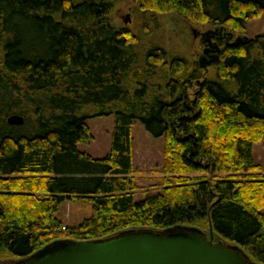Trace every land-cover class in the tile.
Segmentation results:
<instances>
[{
  "label": "trees",
  "instance_id": "16d2710c",
  "mask_svg": "<svg viewBox=\"0 0 264 264\" xmlns=\"http://www.w3.org/2000/svg\"><path fill=\"white\" fill-rule=\"evenodd\" d=\"M125 0H0V260L60 241H96L135 229L214 231L264 264V42L223 43L206 70L196 56L115 27ZM142 14H176L229 40L264 14V0H130ZM12 115L24 117L10 126ZM113 116L109 154L79 150L86 121ZM164 138L162 192L139 191L133 127ZM92 216L66 227L62 205Z\"/></svg>",
  "mask_w": 264,
  "mask_h": 264
},
{
  "label": "rangeland",
  "instance_id": "374dc122",
  "mask_svg": "<svg viewBox=\"0 0 264 264\" xmlns=\"http://www.w3.org/2000/svg\"><path fill=\"white\" fill-rule=\"evenodd\" d=\"M110 19L115 27L127 28L140 39V55L143 56L149 48L157 45L173 55L196 56L199 65L202 59L210 62L211 57L204 53L209 46H205L207 43L204 44L201 41V36L195 37L194 30L199 35L219 32L209 26L191 23L176 14L153 18L151 14L140 13L130 0H125L117 5L110 15ZM245 37L259 43L264 42V14L249 22L244 32H236L229 42L235 43L238 39L243 40ZM86 123L91 129L94 139L90 144L79 145V150L97 159L105 158L111 149L114 117L92 118ZM133 137L135 166L138 171L136 177L139 179L136 201H142L149 194L157 195L162 192V176L157 174V171L162 167L164 160V138L153 137L140 122L134 124ZM253 156L256 163L264 166V139L260 144L254 146ZM92 213L93 205L91 203L85 200H71L62 205L58 217L68 227L81 224L85 219L90 218ZM14 262L16 261L13 259L0 260V264Z\"/></svg>",
  "mask_w": 264,
  "mask_h": 264
},
{
  "label": "water",
  "instance_id": "95a60500",
  "mask_svg": "<svg viewBox=\"0 0 264 264\" xmlns=\"http://www.w3.org/2000/svg\"><path fill=\"white\" fill-rule=\"evenodd\" d=\"M195 37L198 32L194 30ZM219 32L202 34L203 43L210 42L205 55L213 52L210 62L201 60L206 70L214 66L220 46L212 43ZM205 38H208L205 40ZM248 41V38H244ZM242 42L238 39L235 43ZM234 43V44H235ZM10 126H22L24 117L12 115ZM12 264H258L237 245L216 237L214 231L178 226L163 231L135 229L96 241H60L32 256Z\"/></svg>",
  "mask_w": 264,
  "mask_h": 264
},
{
  "label": "flooded vegetation",
  "instance_id": "af4514ba",
  "mask_svg": "<svg viewBox=\"0 0 264 264\" xmlns=\"http://www.w3.org/2000/svg\"><path fill=\"white\" fill-rule=\"evenodd\" d=\"M198 36H201L200 38H201V41H204V38L202 37V34L201 35H199L198 34ZM206 39H208V38H205V40ZM230 40L227 38V37H225L224 35H222V34H219V35H217L216 36V38L215 39H213L212 40V43L213 44H215V43H217L219 46H220V48L222 47V44L223 43H228ZM208 44V45H207ZM207 44L205 45V46H210V42H207ZM212 54H213V52H209L208 54H206L208 57H212Z\"/></svg>",
  "mask_w": 264,
  "mask_h": 264
},
{
  "label": "crops",
  "instance_id": "0c3cea01",
  "mask_svg": "<svg viewBox=\"0 0 264 264\" xmlns=\"http://www.w3.org/2000/svg\"><path fill=\"white\" fill-rule=\"evenodd\" d=\"M264 139V138H263ZM261 165V164H260Z\"/></svg>",
  "mask_w": 264,
  "mask_h": 264
}]
</instances>
